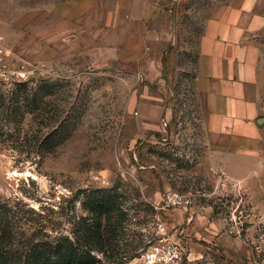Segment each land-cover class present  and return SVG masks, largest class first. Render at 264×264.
I'll use <instances>...</instances> for the list:
<instances>
[{"label": "rangeland", "instance_id": "obj_1", "mask_svg": "<svg viewBox=\"0 0 264 264\" xmlns=\"http://www.w3.org/2000/svg\"><path fill=\"white\" fill-rule=\"evenodd\" d=\"M51 1L0 0V37L12 64L27 70L22 81L55 83L49 115L61 110L73 132L42 154L47 115L4 113L18 82L0 81V197L27 202L69 232L91 198L107 193L124 212L117 238L130 253L163 243L181 253L171 264H243L249 253L264 263V28L250 34L263 88L254 124L217 129L196 84L199 42L231 0H138L168 15L139 40L137 63L90 32L73 45L60 32L39 52L34 22L44 13L28 12ZM141 253L126 264H142Z\"/></svg>", "mask_w": 264, "mask_h": 264}, {"label": "crops", "instance_id": "obj_2", "mask_svg": "<svg viewBox=\"0 0 264 264\" xmlns=\"http://www.w3.org/2000/svg\"><path fill=\"white\" fill-rule=\"evenodd\" d=\"M230 5L208 21L199 42L201 67L196 84L211 125L217 129L233 126L234 122L252 127L263 96L261 82H257L260 52L250 34L264 28V0H231ZM31 13L35 18L44 13L40 17L43 21L34 22L39 52L42 46L52 50L62 36L60 32L67 33L72 45L81 43L84 32H90L92 39L126 48L121 55L131 57L124 63L138 62L134 57L139 40L157 30L154 25L159 15H168L162 5L145 2L139 7L138 0H115L113 6L108 0H53ZM243 264L264 263L249 253Z\"/></svg>", "mask_w": 264, "mask_h": 264}, {"label": "trees", "instance_id": "obj_3", "mask_svg": "<svg viewBox=\"0 0 264 264\" xmlns=\"http://www.w3.org/2000/svg\"><path fill=\"white\" fill-rule=\"evenodd\" d=\"M17 84L15 96L4 113L16 111L23 119L31 114L34 120L47 115L48 122L43 121L42 126L49 130L40 138L39 145L42 154L52 151L74 128L59 120V108L56 116L49 115L52 104L47 97L56 93L55 83L33 84L25 80ZM91 199L89 213L78 215L75 229L64 232L57 229L59 222L46 212L20 199L0 197V264H126L145 250L146 247L137 254L121 247L117 238L121 227L118 216L124 212L115 199L107 193ZM143 246L139 242L135 249Z\"/></svg>", "mask_w": 264, "mask_h": 264}, {"label": "built area", "instance_id": "obj_4", "mask_svg": "<svg viewBox=\"0 0 264 264\" xmlns=\"http://www.w3.org/2000/svg\"><path fill=\"white\" fill-rule=\"evenodd\" d=\"M13 51L5 45L0 37V81L20 82L27 76L24 65H13ZM142 264H171L180 259L181 253L177 246L163 243H152L141 253Z\"/></svg>", "mask_w": 264, "mask_h": 264}, {"label": "water", "instance_id": "obj_5", "mask_svg": "<svg viewBox=\"0 0 264 264\" xmlns=\"http://www.w3.org/2000/svg\"><path fill=\"white\" fill-rule=\"evenodd\" d=\"M263 118H260V120H262Z\"/></svg>", "mask_w": 264, "mask_h": 264}]
</instances>
